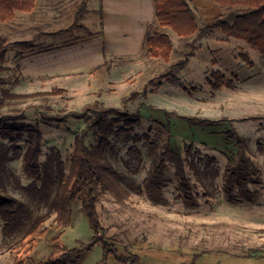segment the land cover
Listing matches in <instances>:
<instances>
[{
  "label": "rangeland",
  "instance_id": "obj_1",
  "mask_svg": "<svg viewBox=\"0 0 264 264\" xmlns=\"http://www.w3.org/2000/svg\"><path fill=\"white\" fill-rule=\"evenodd\" d=\"M210 1L218 11H226L225 6ZM93 12L87 28H76L70 35L50 42L79 43L84 42V37L103 34L105 24ZM197 18L204 23L198 14ZM10 25V21H0V31L9 42L29 39L36 32L30 30L26 38L25 34L16 38L9 33ZM162 31L174 43L169 61L152 58L143 49L132 59L115 57L114 65L102 64L97 70L70 74L61 81L41 76L38 63L29 62L26 67L21 63L40 53L41 46L22 56L18 49H8L5 62H0V118L28 128L0 135V172L8 193L27 204L30 216L25 224L10 223L7 229V223L0 218V264H15L12 249L30 224L48 211L61 171L70 170L76 133L85 127L84 119L68 117L63 122H50L44 116L81 112L95 101L140 117L132 129L116 126L107 149L108 158L131 195L119 200L106 192L98 204L107 240L120 253L137 254L147 264H190L195 254L201 255L197 264H218L221 259L247 264L246 255L264 254V56L213 33L198 39L194 55L175 78L164 80L160 86L152 85L149 81L182 59L194 40L180 37L170 28ZM76 35L81 38L73 40ZM243 54L249 55L253 66ZM112 67L120 69L109 71ZM214 71L222 72L234 88L215 89L209 82ZM58 86L66 92L27 98L4 96L5 92L51 91ZM191 116L213 120L214 124L192 125L185 119ZM228 130L247 140L260 169L257 182L249 184L251 201L243 200L237 190L233 192L237 198L234 201L223 191L225 168L235 156ZM32 131L42 135L36 170L26 168L23 159L29 142L35 140ZM96 141L90 132L87 144L94 145ZM167 148L187 158L184 169L191 180L190 201L180 189L175 175L177 162L172 159L167 160L162 188L153 193L158 201L150 197L145 186L154 159ZM53 218L45 222L51 229L39 239L29 261L43 260L55 252L54 237L64 230L60 239L68 248L78 250L73 264L100 262L102 246L90 245L94 231L81 201L73 202L71 223L65 228L57 227Z\"/></svg>",
  "mask_w": 264,
  "mask_h": 264
},
{
  "label": "trees",
  "instance_id": "obj_2",
  "mask_svg": "<svg viewBox=\"0 0 264 264\" xmlns=\"http://www.w3.org/2000/svg\"><path fill=\"white\" fill-rule=\"evenodd\" d=\"M154 1L157 19L154 24L148 26L144 44V49L150 57L161 58L165 61H169L171 58L174 43L171 36L163 32L162 28H170L180 37H193L194 40H192L191 50L185 53L182 59L171 63L170 68L165 72L151 79L150 84L160 86L164 80L175 78L176 72L182 70L194 55L198 47V39L217 32L223 35V39L227 41L230 38L245 41L249 47L264 56V0H213L215 3L225 6L226 11L209 24L198 22L197 12L189 0ZM35 3L36 0H0V21L14 19L16 11H32ZM76 27H83L79 25V20L72 27L57 33H67ZM34 41V39H30L9 42L0 31V62H5L6 53L10 47L18 49L21 56L33 52ZM243 58L250 66L254 65L249 55L243 54ZM1 70H3L2 66H0ZM209 82L215 89L234 88L232 81L220 71L212 72ZM64 92H66L65 88L55 87L51 91L33 93L11 94L5 92L4 96L27 98L39 95H59ZM68 117L85 120V127L75 136L70 170L69 172L61 171L56 192L50 200L46 214L38 216L30 224L25 234L12 249L15 254V264H73L75 262V254L78 250L77 248H68L60 239L64 230H60L54 237L55 252L40 261H29L28 258L38 245L39 239L50 231L51 228L45 226L47 220L54 216L53 223L61 228H65L71 223L72 204L76 200L81 201L94 231L90 245L100 243L102 246L103 255L98 264H109L111 257L120 264H147L139 255L122 254L108 242L106 228L102 224L98 211L100 198L106 192H111L119 200H125L131 195L130 190L121 182L120 172L108 158L107 149L111 145L110 134L116 126L122 125V127L132 129L140 122V117L138 115L133 117L128 111L108 107L99 101L86 105L81 112H70L61 116H44L45 120L50 122H63ZM185 119L192 125L209 126L214 124L213 120L207 118L191 116L185 117ZM27 128L26 124L17 126L3 117L0 118V135L15 134ZM90 132L96 136L97 141L94 145L87 144ZM32 133L35 140L29 142L23 159L26 168L36 170L41 153L42 135L37 131H32ZM227 133L235 148V156L225 168L223 191L234 201L237 200L233 195L235 190L243 200L251 201L253 192L249 188V184L257 182L256 177L260 174V169L251 156L247 140L230 130ZM168 159L177 162L175 175L180 180V189L185 193V199L190 201L192 199L189 192L191 180L184 169L187 158H182L179 152L174 153L169 148L156 156L153 168L144 181L150 197L158 201L153 193L162 188ZM35 188L37 189L36 186ZM29 216L30 210L27 204L8 193L0 172V218L7 223L6 229L11 228L10 223L25 224L24 221ZM257 251L255 249L254 253ZM246 256L261 258L264 257V254L260 253L258 256L248 254ZM200 257V254H195L190 264H197Z\"/></svg>",
  "mask_w": 264,
  "mask_h": 264
},
{
  "label": "crops",
  "instance_id": "obj_3",
  "mask_svg": "<svg viewBox=\"0 0 264 264\" xmlns=\"http://www.w3.org/2000/svg\"><path fill=\"white\" fill-rule=\"evenodd\" d=\"M189 1L192 6L197 7L196 12L205 24L212 23L222 14L210 0H193L194 4ZM90 12L98 13L100 21L105 24L103 34L84 37V42L79 43L72 40L50 42L52 38L70 35L76 28H87ZM156 19L154 0H36L32 11H16L15 18L10 20L8 31L16 38L23 34V38H26L30 30H35L31 38L23 40L34 39L35 47L41 46L42 51L29 59H22L21 63L25 67L29 62L38 63L41 76L61 81V78L70 74L97 70L102 64L114 65L115 57L134 58L144 49L147 28ZM78 20L83 27H76L67 33H57L77 24ZM66 21L72 23L62 27L61 24ZM80 38L76 35L73 40ZM229 41H237L239 46L249 47L243 40L230 38ZM119 69L112 67L108 70ZM46 71L54 73L50 75ZM226 260L221 259L218 264H237V261L225 262ZM244 260L247 264H264L263 258L248 257ZM115 263L120 264L109 259V264Z\"/></svg>",
  "mask_w": 264,
  "mask_h": 264
}]
</instances>
